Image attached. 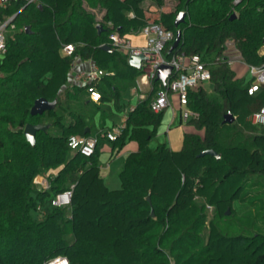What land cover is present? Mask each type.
<instances>
[{
    "label": "trees",
    "instance_id": "16d2710c",
    "mask_svg": "<svg viewBox=\"0 0 264 264\" xmlns=\"http://www.w3.org/2000/svg\"><path fill=\"white\" fill-rule=\"evenodd\" d=\"M144 1L38 0L0 11L1 19L15 14V32L0 54V264H44L56 256L69 264H264V127L249 122L264 104V85L248 94L252 80L244 85L224 56L231 41L245 65L264 63V0H174L153 19ZM84 2L104 11L100 22ZM179 12L186 18L175 28ZM149 22L172 34L166 59L196 54L210 67L215 97L203 86L187 95L196 116L186 122L204 134L184 133L177 152L165 144L149 148L162 115L150 102L164 85L154 79L148 97L131 108L129 90L141 70L128 66L123 53L100 49L110 34L140 31ZM178 30L179 44L170 51ZM67 44L103 72L96 81L68 86L73 57L61 54ZM88 87L100 93L98 103ZM39 98L56 105L31 116ZM107 103L124 114L120 135L99 138L89 157L72 151L70 135L99 137L92 113L111 118ZM227 113L231 124L223 123ZM27 124L47 125L33 144L23 135ZM104 125L101 132L112 128ZM126 140L137 149L124 159L120 187L109 189L99 173L100 147L106 141L118 152ZM206 150L219 159L198 156ZM50 170L56 171L46 177L47 189L33 183ZM69 189V205H51ZM234 202L247 210L238 214ZM207 207L212 217L205 224Z\"/></svg>",
    "mask_w": 264,
    "mask_h": 264
},
{
    "label": "built area",
    "instance_id": "2783aa9c",
    "mask_svg": "<svg viewBox=\"0 0 264 264\" xmlns=\"http://www.w3.org/2000/svg\"><path fill=\"white\" fill-rule=\"evenodd\" d=\"M239 0H234L236 4ZM21 2L25 5L37 4L38 0H0V10H4L10 3ZM15 14L1 19L0 18V54L5 51L7 30L13 29L12 24ZM146 38L145 46L133 47L128 39L123 35L115 32L109 35L108 45L115 51L129 55H143L144 60L141 62V74L139 75L140 81L143 84L151 85L156 79V71L162 65L171 67V73L165 80L164 87L159 88L154 93V98L150 102V109L154 113H159L170 105V95L177 97L179 106V115L182 122H186L191 117L196 116L187 108V95L188 92L197 89L204 83L208 82L211 77L210 67L201 60L199 55L186 56L184 53H178L166 59L163 55V49L167 42L172 38L171 32L165 30L160 24L149 22L140 30ZM68 57H73L70 71L74 68V62L78 59L73 56L74 45L68 44L62 46L61 49ZM188 57L189 63L186 65L185 61ZM228 59V58H227ZM242 58L240 54L236 57L228 59V64L231 65L233 61ZM243 62V61H242ZM248 73L251 76L252 84L249 86L247 92L252 94L258 88L264 85V63L261 66L247 65ZM101 76L100 72L93 68L91 70H82L74 74V82L81 85H89L96 81ZM87 92L92 102L98 103L100 100V93L93 87H88ZM249 122L255 126L264 127V104L249 117ZM122 126L111 128L108 131L101 132L99 137H85L70 135L67 138L68 147L78 152L84 157H89L93 154L95 146L99 138H104L109 141L115 140L122 131ZM44 189L48 188L47 183L42 184L37 182ZM71 196V189L58 193L51 199V205L54 207H63L69 205ZM44 264H69L68 260L63 256H56Z\"/></svg>",
    "mask_w": 264,
    "mask_h": 264
},
{
    "label": "crops",
    "instance_id": "0c3cea01",
    "mask_svg": "<svg viewBox=\"0 0 264 264\" xmlns=\"http://www.w3.org/2000/svg\"><path fill=\"white\" fill-rule=\"evenodd\" d=\"M165 4L166 3H164V0H162V5L161 6L153 5V4H151L150 1L145 0L143 2V7L146 10H148V16L151 15L152 16L151 19H153L154 18L153 16H156V14H153V12L159 13V12H168V11H170L171 7H168ZM37 6H39V5H37ZM83 7L87 11L91 12L92 14H94L96 22H100L101 21V17L104 14L103 10H100L98 8H92V7L88 6L85 2L83 3ZM0 11H2V10H0ZM130 16H131V14H130ZM122 35L126 39H128L130 41V43H131V45L133 47H143V46H145L146 38H145V36L143 34H141L140 31L127 32V33H124ZM263 50H264V48H263ZM61 54L63 56H66L62 50H61ZM124 55H126V54H124ZM127 58H128V56L126 55V59ZM237 62H238V60H235V61L232 62V64L230 65L231 69L234 68V65H237ZM188 63H189V60H188V57H187L186 61H185V64L187 65ZM93 68L97 69L100 72L101 75L103 74V72L91 60H81V59L78 58L74 62L73 70H71V71L69 70L68 82H67L68 86L81 85V84H78V83L74 82V78H73L74 74L76 72H78V71H82V70L87 71V70H91ZM110 75H112V73H110ZM235 75H236V73H235ZM248 75H249V77L251 79V76H250L249 73H248ZM236 77L240 78L238 75H236ZM137 78L139 80V76L136 77V79L134 81V85L129 90V103H130V107L131 108H133L137 104V102L139 100L147 98L148 94L153 90V86H151V85L149 86L147 84H143L139 80L140 83H142L143 86L148 88L147 92H142L141 88H139V85L137 83ZM134 96H137V101H136V103L134 105H132L131 104V100H132V98ZM173 104L174 105L175 104L178 105L177 97L175 95H170V105H171V107H167V108H165L164 110L161 111L162 115H161L160 123H159V126H158L157 130H156V135H155V137L153 139H156L158 142H159V140H161L160 141L161 144H165L167 147L176 150L178 148V143L175 144V147H172V142H173L172 139H174V138L177 139L178 138V136L180 135V128H182V130L184 132L193 133V134H196V133H194L192 131H188V129H189L188 127H183L184 123L187 124V122H182L181 121L180 115H179V111H178L179 110V106L177 108H175V106H173ZM107 106H110V111H111V114L113 115L111 118L115 119L116 121L112 120V122L109 125H104V127L105 128H108V127L114 128V127H118V126H122L123 127L124 126V120H125L124 114L123 113H117L114 110V108L111 107L112 103H107ZM96 122H97V118L95 120V123ZM94 131H95L94 133L99 132V131L101 133V128L98 126V123H96ZM171 133H173V138L170 139L169 135ZM165 135H166V139L164 140L163 136H165ZM162 138H163V140H162ZM133 143L134 144H132V143H130V141H128L126 149L123 151V153H119L118 154V152H113L112 151V148H111V146H110V144L108 142H106V141L102 142V145H101L100 150H99V157H98L99 165H100L99 173H100V176L102 177V179L104 180L106 186L109 189H113L114 190V189H118L119 188L120 182H119V179H118V173L120 172V170H121V168L123 166L124 159H125L126 155H128L131 152H135L136 149H137V144L134 141H133ZM181 143H182V140H181ZM108 145L110 146L109 148H107ZM149 148H150V144H149ZM101 152H102V157H100ZM53 173L54 172L49 171L46 175H44V177L46 178L49 174H53ZM37 177H39V179L43 178L40 175H38ZM38 186L43 188L40 185H38ZM48 187H49V184H48ZM43 190H44V188H43ZM247 208H248V206H247Z\"/></svg>",
    "mask_w": 264,
    "mask_h": 264
},
{
    "label": "rangeland",
    "instance_id": "374dc122",
    "mask_svg": "<svg viewBox=\"0 0 264 264\" xmlns=\"http://www.w3.org/2000/svg\"><path fill=\"white\" fill-rule=\"evenodd\" d=\"M164 3H166V4H165L166 6H168V7H172L173 4H174V0H164ZM13 26H14V25H13ZM14 32H15V28H13V29L8 28V30H7V32H6L7 37L13 35ZM263 48H264V46H263ZM237 52H238V51L235 49V47H234V45H233V43H232L231 41H227V42L225 43V50H224V56H225V57H227L228 59H231L232 57H236V54H238ZM242 64H243V65H242ZM232 70L236 73V75H238V76L240 77V79L243 80V84H244V85H248V83L250 82L251 79H250V77H249V75H248V72H247V71H248L247 66H246L244 63H242V61L238 60L237 65H234V68H233ZM139 80H140V77H139ZM139 80H138V78H137V83H138V85H139V88H141V91H142V92H147V91H148V88L145 87V86H143L142 83H140ZM203 87H204V90H205L206 94H207L209 97H215V94L213 93V90H212V86H211V84H210L209 82L204 83ZM136 101H137V96H134V97L132 98V100H131V104L134 105V104L136 103ZM173 106H175V108L178 107V105H176V104H175V105L173 104ZM173 108H174V107H173ZM173 110H174V109H173ZM90 111H91V109H89L88 112H90ZM99 112H100V111H97V112H93V113H92V115H93V121L95 122V120H96V118H97V120H98V125H99L100 123H101V124H105V125H109V124L112 122V120L116 121L115 119H112V118H106V117H104L103 119L100 120V116H101V114H100ZM99 120H100V121H99ZM94 122H93V124H94ZM183 127H188V128H189L188 131H192V132L196 133L197 135L203 136V134H204V129H202V128L199 129V128H196V127H194V126H192V125H188V124H185V123H184ZM190 128H191V129H190ZM171 131H172V130H171ZM184 133H188V132H184V131L182 130V128H180V135L178 136V138H177V139H175V138L172 139V141H173V142H172V147H175V144L178 143V148H177L176 150L170 148L172 151H174V152L180 151V149H181V140H182V137H183ZM169 137H170V139L173 138V133H171V134L169 135ZM163 138H164V140H165V139H166V135L163 136ZM163 138H162V140H163ZM160 141H161V140H159V142H160ZM159 142H158L156 139H152V140L149 142V144H150V149H154L157 145L161 144V142H160V143H159ZM167 142H168V141H167ZM130 143L134 144L133 141H130ZM127 144H128V141L126 140V142L124 143L123 147L120 148V149L118 150V154H119V153H123V151L126 149ZM109 147H110V146L108 145L107 148H109ZM168 148H169V147H168ZM100 157H102V152H101ZM100 159H101V158H100ZM50 171H51V172H55L56 170H50ZM40 176L43 177V178H40V179H39V177L36 176V177L34 178V180H33V183H34V184H37V185H39L37 182L42 183V184L47 183V185H48V180H47V178H45L44 175H40ZM44 179H45V180H44ZM119 187H120V186H119ZM42 189H43V188H42ZM233 207H234V209L236 210V212H237L238 214H240V213H242V212H244V211L247 210L246 203L234 202ZM211 217H212V208L207 207V208H206V220H205V224H207L208 220H209Z\"/></svg>",
    "mask_w": 264,
    "mask_h": 264
},
{
    "label": "water",
    "instance_id": "95a60500",
    "mask_svg": "<svg viewBox=\"0 0 264 264\" xmlns=\"http://www.w3.org/2000/svg\"><path fill=\"white\" fill-rule=\"evenodd\" d=\"M234 17H235V15L233 14L231 16V18H234ZM185 18H186L185 12H179L178 14H176L175 19H174V27L177 28L180 24H184ZM96 29H97V34H100L103 30L100 24L96 25ZM180 38H181V32L178 30L175 34V39H174V42L172 44L170 51H172L173 49H175L178 46ZM100 49L104 52H107V53L113 52V49L108 44L101 45ZM143 60H144L143 55H137V56L129 55L127 58V64H128V66H130L132 68L140 69L141 62ZM171 70L172 69L170 66H167V65L160 66L156 71V80H158L159 82H161L164 85L167 76L171 73ZM55 105H56V100L49 102L43 98L36 99L33 102L32 107L30 108V115L31 116L41 115L46 111L54 109ZM233 121H234V117L230 113H227L224 115L223 123L231 124V123H233ZM46 128H47V125L27 124L23 128V135L28 142L33 144L34 138H35V133L37 131H45ZM205 155H210L212 157H215L216 159H219V155L216 154L213 150L203 151L198 156L202 157ZM146 200L149 201V198H146ZM228 213H229V211L227 210L226 214H228ZM150 216L153 217L152 211L150 213Z\"/></svg>",
    "mask_w": 264,
    "mask_h": 264
}]
</instances>
